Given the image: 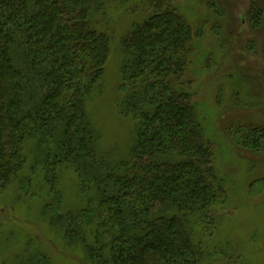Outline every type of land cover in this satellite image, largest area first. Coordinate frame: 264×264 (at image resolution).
<instances>
[{"label":"trees","instance_id":"16d2710c","mask_svg":"<svg viewBox=\"0 0 264 264\" xmlns=\"http://www.w3.org/2000/svg\"><path fill=\"white\" fill-rule=\"evenodd\" d=\"M100 3L0 0V186L20 174L22 189L34 175L42 180L49 227L69 244L81 241L88 264H198L189 217L222 198L224 187L186 79L192 27L167 9L122 40L117 106L135 123V138L115 161L100 149L86 107L110 54L111 38L90 20ZM232 129L238 145L253 140L264 149V130ZM62 170L78 175L81 208L61 211ZM22 264L53 261L39 251Z\"/></svg>","mask_w":264,"mask_h":264},{"label":"rangeland","instance_id":"374dc122","mask_svg":"<svg viewBox=\"0 0 264 264\" xmlns=\"http://www.w3.org/2000/svg\"><path fill=\"white\" fill-rule=\"evenodd\" d=\"M100 1L90 20L111 38L110 54L86 104L100 149L114 152L119 161L134 144L135 123L120 116L117 106L125 93L122 40L157 11H177L192 27L186 79L202 139L210 145L224 187L222 198L189 217L202 253L198 264H264V149L257 150L253 140L238 145L232 129L264 130V0ZM34 145L28 142L29 151ZM69 173L61 171L62 212L86 205L76 186L78 175ZM20 175L0 186V264H22L39 251L47 252L53 264H88L81 241L69 244L49 227L43 215L49 197L38 187L44 182L34 175L22 189ZM26 190L39 194L26 199Z\"/></svg>","mask_w":264,"mask_h":264}]
</instances>
